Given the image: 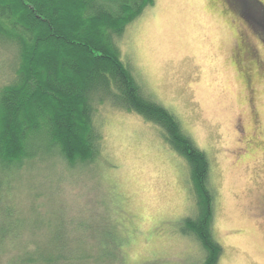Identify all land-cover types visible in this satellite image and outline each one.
I'll return each instance as SVG.
<instances>
[{
	"label": "rangeland",
	"instance_id": "1",
	"mask_svg": "<svg viewBox=\"0 0 264 264\" xmlns=\"http://www.w3.org/2000/svg\"><path fill=\"white\" fill-rule=\"evenodd\" d=\"M221 2L155 0L127 26L118 46L144 93L174 114L210 162L212 232L222 247L217 264H264V40L251 38L262 66L248 84L251 100L233 57L241 32L248 34L247 22L264 38V10L245 18ZM249 3L254 1L240 2L247 8ZM96 122L97 164L67 167L57 151L44 160L36 156L0 192L8 196L13 188L8 208L24 218L34 206L52 215L55 206L48 199L54 195L65 207L56 206V214L71 223L97 204L96 217L114 219L113 211L121 219H114L123 227L117 225V234L126 236L121 264H191L202 258L196 244L180 236L179 220L189 212L183 192L187 170L166 147L163 134L108 105L97 108ZM4 245L15 243L8 239ZM2 254L0 264H7L10 253Z\"/></svg>",
	"mask_w": 264,
	"mask_h": 264
},
{
	"label": "trees",
	"instance_id": "2",
	"mask_svg": "<svg viewBox=\"0 0 264 264\" xmlns=\"http://www.w3.org/2000/svg\"><path fill=\"white\" fill-rule=\"evenodd\" d=\"M253 1L248 8L235 0L224 2L231 12L248 18L264 10L260 1ZM154 2L0 0V192L36 156L44 160L57 151L67 167L93 166L101 145L97 108L112 106L155 127L186 165L183 192L189 214L179 220L180 236L194 242L203 255L191 264H217L222 247L212 232L210 162L182 132L174 114L144 93L118 46L127 26ZM247 23L242 45L252 53V63L258 59L251 38H264L261 29ZM9 190L13 192L9 187L8 196L3 194L7 201L0 194V254L10 253L7 264H121L126 236L115 230L117 225L123 228L114 220L118 213L111 211L114 219L96 217L101 206L95 203L80 219L67 223L65 214H56V206L65 208L62 201L52 195L48 203L55 206L54 214H42L34 206L24 218L8 208ZM32 223L37 227L31 228ZM6 239L15 245H4Z\"/></svg>",
	"mask_w": 264,
	"mask_h": 264
},
{
	"label": "flooded vegetation",
	"instance_id": "3",
	"mask_svg": "<svg viewBox=\"0 0 264 264\" xmlns=\"http://www.w3.org/2000/svg\"><path fill=\"white\" fill-rule=\"evenodd\" d=\"M225 0H222L221 4L225 5V8L228 9L227 4L224 2ZM261 3V2H260ZM261 5L264 7V4L261 3ZM220 14L223 16V11L221 10ZM248 24V23H247ZM243 42V37L241 36V44L235 47L234 50V58L236 60H238L239 63V68L241 69L243 75L242 76V80L244 82L245 85H247L248 90L247 92H249V96H250V100H251V96L253 97L254 92L251 91V89H249V82H251L254 78H257L259 76V73L257 71H259L262 66L259 65V61L255 62V63H251L249 62V58L251 57L252 53L248 50V47H245L244 45H242ZM256 57H258V55L256 54ZM257 65V66H256ZM255 68V70H254ZM251 69L255 72V74H251ZM254 114V112H253ZM260 207V206H259ZM264 209V206H262Z\"/></svg>",
	"mask_w": 264,
	"mask_h": 264
},
{
	"label": "snow or ice",
	"instance_id": "4",
	"mask_svg": "<svg viewBox=\"0 0 264 264\" xmlns=\"http://www.w3.org/2000/svg\"><path fill=\"white\" fill-rule=\"evenodd\" d=\"M235 2H236L237 4H239V3L241 2V0H235Z\"/></svg>",
	"mask_w": 264,
	"mask_h": 264
}]
</instances>
